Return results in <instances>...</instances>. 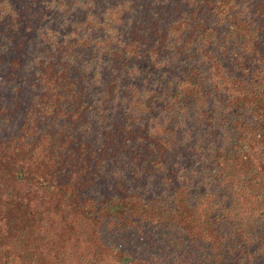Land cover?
<instances>
[{
    "label": "trees",
    "instance_id": "16d2710c",
    "mask_svg": "<svg viewBox=\"0 0 264 264\" xmlns=\"http://www.w3.org/2000/svg\"><path fill=\"white\" fill-rule=\"evenodd\" d=\"M0 25V58L34 42L2 68L0 264H152L127 221L179 264H264V0H0ZM110 158L163 190L88 196Z\"/></svg>",
    "mask_w": 264,
    "mask_h": 264
},
{
    "label": "rangeland",
    "instance_id": "374dc122",
    "mask_svg": "<svg viewBox=\"0 0 264 264\" xmlns=\"http://www.w3.org/2000/svg\"><path fill=\"white\" fill-rule=\"evenodd\" d=\"M24 5H25L24 3H20L18 5V8H20L21 10H24ZM46 7L49 8L50 6H46ZM24 15L26 14L24 13L23 16ZM33 19L35 18L33 17ZM45 21H48V16H46ZM31 23H35V20H33ZM2 28L3 26L0 25V30ZM31 34H32V31L29 32V35L32 38ZM8 38L9 37H4L2 40V41L6 40V42L9 44V47L0 58L1 59L0 60V83H1V80L4 81V77L6 76V72H3L4 69L2 68H5L7 72H8V69L11 71L9 64H8V61L11 58L10 57L5 58L4 57L5 55H7L8 53H11L12 57L15 55L14 57L19 56V57H25L26 59L25 55L30 54V56H32V51L34 50V42H31V46H26L21 40L12 39V41H8ZM0 47H3L2 42H0ZM24 74L26 76L27 72H25ZM28 92L29 94H26V95L31 96L34 94L29 89H28ZM26 99L27 97H25V100ZM2 104H3V101L0 96V106ZM6 129H12V127H9ZM181 132L184 134H188V136L195 135L196 137H201V139L203 138L202 133L196 134L197 129L194 126H192L191 129L187 126V128ZM185 164L187 163L185 162ZM135 167L136 166H135L134 161L130 159H125V158L108 159L103 164V167L99 171L94 173V179L92 180L91 184L85 189L84 193L90 197H96V198H100V197L116 198V197H121L122 195H129V196L148 200L156 196L163 190V188L160 186L159 174L157 173L151 174L149 172L138 173L136 172ZM165 167L168 168L169 164H166ZM123 224L126 225L123 229H121L120 226L116 228L118 230H121L123 233L121 234L119 238H116L115 243H114L115 245H117L120 248L122 247V249L126 250L127 253H130V254L137 253L140 257L141 256L148 257L147 258L148 260L152 258L151 260L152 264H179L180 263V260L174 257V254L172 252H170L167 258L165 259L164 253L157 251L158 249L162 248V240H159L160 236L157 234V229L155 227L146 226L143 223L142 224H136V223L130 224L129 221H127L126 223L123 222ZM131 225L137 228H135L132 231L131 229H129V226ZM111 232L112 231L110 230H106L104 232V233H109L107 234L108 239H109ZM128 232L131 234L128 235ZM164 236L165 235L161 237L164 238ZM136 237H138V240L136 239ZM143 241L146 243L147 246L140 245ZM151 241L157 244L156 249L148 248ZM137 243L139 244L138 247H137ZM195 247L196 249L198 248L197 245ZM163 249L164 251H167L165 247H163ZM154 258H158L157 261L153 260ZM102 264H111V263L109 262V260L104 259Z\"/></svg>",
    "mask_w": 264,
    "mask_h": 264
}]
</instances>
